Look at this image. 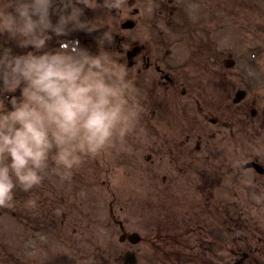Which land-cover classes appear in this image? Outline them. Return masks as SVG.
<instances>
[{"label": "rangeland", "instance_id": "rangeland-1", "mask_svg": "<svg viewBox=\"0 0 264 264\" xmlns=\"http://www.w3.org/2000/svg\"><path fill=\"white\" fill-rule=\"evenodd\" d=\"M6 1L8 0H0V5L3 6ZM130 1L124 0L118 10L103 8V0L102 3L96 0L91 7L80 5L84 13L81 19L92 22L96 30L91 34L73 32L70 36L57 38V41L79 38L82 45L93 53L107 50L115 58L118 46L115 35L119 36L121 45L127 50L133 47L136 35V43L146 39L147 51L160 50V57L168 50L172 51L169 63L183 73L185 89L191 93L193 101L190 102L188 97L184 98L181 90L176 91L175 100L187 105V109L185 111L183 106L181 108L173 101L180 111L175 118L176 127L164 121L163 117H158L155 123L161 129L159 131L164 132L167 127L176 129L181 135L178 136L180 141L187 136H193L195 140L199 135L204 139L216 136L219 146L222 143L220 140L228 138L230 126L234 125L237 137L243 130H247L243 140L240 136L239 143L236 140L232 142L235 170L238 169L239 162L246 163L255 159L264 161V82L263 78L261 80L264 77V0H237L242 2L245 10L235 7L237 2L228 0H133V6L129 5ZM149 7L151 11L148 10ZM1 9L13 11L14 7L6 6ZM135 9L139 10L137 15L133 14ZM130 19L139 21L138 28L123 30L122 24ZM57 41L54 39L51 46H55ZM163 42H168L170 46L163 47ZM1 47H12L16 54L23 51L6 36H0ZM229 60L235 62L234 67L227 68L226 62ZM113 68L119 69L117 62ZM239 90L247 91V98L235 105L233 100ZM158 93L160 91L157 90ZM147 98L152 97L145 93H139L135 97L141 109L139 119L134 130L126 136L127 142H122L119 147L112 146L115 151L109 153L111 161H106L110 167L97 168L100 152L95 155L82 154L81 162L71 170V178L62 180L55 171L58 165L55 162L50 165L49 158L47 167L41 171L42 183L28 192L17 189L14 197L19 200L14 198L12 202L16 207L12 205L0 208V264H124L127 252L136 253L137 264H184L183 261L188 260L175 244H162L159 241L160 238L164 239L160 235L165 231L151 230V224L159 221L155 214L152 217V214H147L148 210L154 209L152 205L144 202L138 207L139 213H143L146 218L150 217L151 224L133 218L134 204L138 199L143 202L146 197L144 192L149 190V170L146 165L148 156L165 163V158L172 152L171 148H166L167 145H162L163 153H157L156 147L149 142L145 128L147 121L151 120L148 112L153 109L149 107L151 103ZM152 99L156 100L155 105L162 103L158 95ZM187 100L188 103L185 104ZM5 107L7 101L0 97V109ZM253 109L257 111L256 116L251 114ZM162 113L168 118L167 108ZM153 116L156 118L157 115ZM212 118L218 122L210 123ZM198 127H201L200 131ZM206 168V174L210 175L211 166L207 165ZM167 170L169 179L165 184L169 182V185H173L175 181L170 180L175 178V169L167 165ZM249 173L253 172L241 170L240 173H234L240 178L233 183L232 197H227L221 204L222 218L206 219L200 224L206 230L218 227V236L223 242L228 239L236 253L243 251L248 255L246 259L241 256L232 259L234 264L238 260H241V264H264V199H248L241 204L234 194L241 187H252L255 182L260 183L254 173ZM203 180L210 182L209 178ZM59 181L73 187L71 192L64 191L65 198L61 191L63 189L57 188ZM135 182L142 191H137L139 186L135 188ZM188 185L185 183L184 189ZM164 187L168 190L167 185ZM52 189L57 191L52 194ZM208 192L215 195L213 187L209 186ZM259 192L264 193V182L251 194L257 195ZM48 195H51L49 198L53 204L44 200ZM58 198L66 200L69 205L64 216L57 213L64 203ZM29 199L36 202L35 206L27 205ZM169 200L171 203L175 202L173 197ZM201 202L205 212L207 200L201 198ZM111 203L127 230L139 232L143 242L133 245L119 241L120 229L110 218ZM245 205H251L249 211H246ZM135 208L137 211V205ZM186 209L180 205L177 212L183 215ZM21 212L23 219L20 218ZM213 214L218 215L219 211L215 209ZM167 220L168 218L163 221ZM174 221L179 225L182 223L179 217ZM238 223L246 226L247 232L234 231ZM198 225L189 222L192 228L199 229ZM183 229L185 231L187 227ZM199 232L201 233L187 236L190 244H207L211 240L210 233L203 230ZM38 234L39 238H34ZM237 237H243V241L237 240ZM153 239L155 242L159 241L160 245L153 247L150 243ZM171 253H174V258L167 257ZM216 261L217 259H208L206 264H216ZM220 261V264H231L230 259Z\"/></svg>", "mask_w": 264, "mask_h": 264}, {"label": "clouds", "instance_id": "clouds-1", "mask_svg": "<svg viewBox=\"0 0 264 264\" xmlns=\"http://www.w3.org/2000/svg\"><path fill=\"white\" fill-rule=\"evenodd\" d=\"M95 3L16 0L13 11L0 9V36L23 50L0 49V97L7 101L0 109V208L11 207L17 189L28 192L42 183L50 156L68 180L82 154L123 142L136 126L141 109L128 70H114L112 53H93L79 38L57 41L93 33L94 24L81 17L83 7ZM123 3L103 0L101 6L118 10Z\"/></svg>", "mask_w": 264, "mask_h": 264}, {"label": "flooded vegetation", "instance_id": "flooded-vegetation-1", "mask_svg": "<svg viewBox=\"0 0 264 264\" xmlns=\"http://www.w3.org/2000/svg\"><path fill=\"white\" fill-rule=\"evenodd\" d=\"M148 49L142 47L139 48L137 53L135 54L134 58L132 59V66L130 69V78H134L136 81V87L139 91V89L143 88H149L147 89L148 93L154 95L157 94V90L160 91V96L168 95L169 92L175 100V94L176 91L184 88L185 84L183 81V73L179 71V68L173 67L169 60L172 56V52L168 50L166 54L163 57L161 56V53H159L160 50H157L154 52L152 49ZM155 90V91H154ZM138 93V92H137ZM183 96L188 95V98L190 99V102L193 101V96L191 94H188L187 90L184 89L182 91ZM179 105V102L176 101ZM183 108H185V105L183 103ZM155 113V111L153 112ZM154 131V130H153ZM165 133H156L151 135V140L153 142V145L159 146V144L156 142L160 137H162ZM168 134L164 135V140L170 141V147L174 145V147L178 150V154L180 156H186V157H193L196 158L199 161H202L200 159V154L202 152V146L203 143L201 141L203 138L200 136L198 138V143L195 144L194 150H192L191 145V138L188 137L182 144L178 143L179 139H174V134ZM201 140V141H200ZM156 142V143H155ZM214 147L213 144L207 143L205 145V152L206 155L205 158H207L205 161H208V158L211 156H215L214 150H212ZM183 148V149H182ZM157 153L163 152L162 146H159L155 149ZM153 159L150 157L149 162H151ZM194 162V161H193ZM173 164V167L177 168V171L179 172H186V168L191 167L188 160H181L178 157L174 158V160L171 161ZM177 163V164H176ZM214 170L217 171V169L220 170V174H222L225 180H233V160L228 159H222L221 163L219 165H213ZM228 254V252H227Z\"/></svg>", "mask_w": 264, "mask_h": 264}, {"label": "water", "instance_id": "water-1", "mask_svg": "<svg viewBox=\"0 0 264 264\" xmlns=\"http://www.w3.org/2000/svg\"><path fill=\"white\" fill-rule=\"evenodd\" d=\"M126 27H131L130 23L128 25H126ZM243 97H244V93H239L238 94V99L236 100V102L240 101ZM127 262L129 264H134L135 260L134 259H127Z\"/></svg>", "mask_w": 264, "mask_h": 264}]
</instances>
